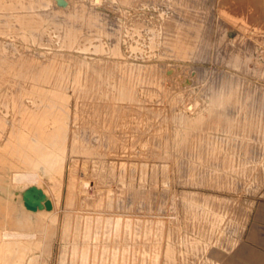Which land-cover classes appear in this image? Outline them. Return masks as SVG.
<instances>
[{"label":"rangeland","instance_id":"1","mask_svg":"<svg viewBox=\"0 0 264 264\" xmlns=\"http://www.w3.org/2000/svg\"><path fill=\"white\" fill-rule=\"evenodd\" d=\"M0 80V264H264V0H0Z\"/></svg>","mask_w":264,"mask_h":264},{"label":"bare ground","instance_id":"2","mask_svg":"<svg viewBox=\"0 0 264 264\" xmlns=\"http://www.w3.org/2000/svg\"><path fill=\"white\" fill-rule=\"evenodd\" d=\"M0 81H1V80H0ZM49 107H50V106H49ZM31 119H32V118H31ZM4 120H5V119H4ZM20 121H21V120H20ZM34 122H35V121H34ZM16 123H17V122H16ZM38 125H39V124H38ZM39 128H40V127H39ZM19 140H20V139H19ZM0 142H1V140H0ZM37 150H38V149H37ZM5 154H6V153H5ZM11 154H12V153H11ZM6 155H8V154H6ZM45 155H46V154H45ZM48 155L50 156V154H48ZM48 155H46L47 158L49 157ZM1 156H2V155H1ZM42 156H43V155H42ZM43 158H44V157H43ZM3 159H4V158H3ZM43 160H44V159H43ZM45 160L47 161V159H45ZM48 161H49V160H48ZM48 161H47V162H48ZM8 162H9V161H8ZM44 162H45V161H44ZM1 163H2V162H1ZM1 163H0V164H1ZM3 163H4V162H3ZM32 163H33V162H32ZM45 164H46V163H45ZM48 164H49V162H48ZM4 165H6V164H4ZM8 165H9V164H8ZM40 165H41V164H40ZM40 165H39V166H40ZM52 166H53V165H52ZM34 169H35V168H34ZM46 171H47V170H46ZM3 174H4V173H3ZM3 174L0 173V179H1V178H4ZM18 174H19V173H18ZM13 176H15V175H13ZM26 176H27V175H26ZM16 177H17V176H16ZM28 177H29V176H28ZM24 178H25V177H24ZM26 178H27V177H26ZM13 179H14V178H13ZM24 180H25V179H24ZM24 180H23V182L26 181V180H25V181H24ZM21 183H22V182H21ZM16 184H17V183H16ZM13 209H14V208H13ZM10 210H11V209H10ZM9 212H10V211H9ZM15 212H16V211H15ZM14 215H15V214H14ZM3 219H4V218H3ZM12 220H13V219H12ZM17 227H18V226H17ZM13 230H14V229H13ZM19 230H20V229H19ZM0 238H1V237H0Z\"/></svg>","mask_w":264,"mask_h":264},{"label":"water","instance_id":"3","mask_svg":"<svg viewBox=\"0 0 264 264\" xmlns=\"http://www.w3.org/2000/svg\"><path fill=\"white\" fill-rule=\"evenodd\" d=\"M26 205H27L28 207H31L32 209H35V206L32 205V204L26 203ZM47 207H48V208L51 207V203H50V201H48V203H47Z\"/></svg>","mask_w":264,"mask_h":264}]
</instances>
